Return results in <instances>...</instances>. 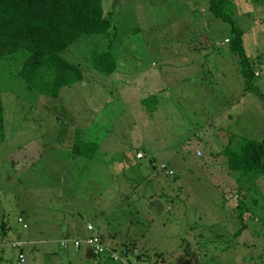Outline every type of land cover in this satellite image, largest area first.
Segmentation results:
<instances>
[{
    "label": "rangeland",
    "instance_id": "374dc122",
    "mask_svg": "<svg viewBox=\"0 0 264 264\" xmlns=\"http://www.w3.org/2000/svg\"><path fill=\"white\" fill-rule=\"evenodd\" d=\"M235 3L259 73L249 89L226 41L230 24L208 9V0H102L117 30L118 64L109 75L97 70L93 55L108 37L82 35L61 55L80 65L83 78L59 96L26 84L17 74L21 55L0 58V225L12 224L11 235L24 238L19 215L35 226L32 209L53 207L58 194L71 201L91 192L101 196L117 236L142 249L137 264H264V177L241 187L221 153L232 138H264V2ZM146 95L157 96L154 110L142 102ZM89 141L97 143L89 160L96 184L86 175L61 183L56 160L68 165L71 145ZM47 213L41 237L57 235ZM50 245L29 251L25 244L23 264H64ZM9 255L16 263L18 250Z\"/></svg>",
    "mask_w": 264,
    "mask_h": 264
},
{
    "label": "trees",
    "instance_id": "16d2710c",
    "mask_svg": "<svg viewBox=\"0 0 264 264\" xmlns=\"http://www.w3.org/2000/svg\"><path fill=\"white\" fill-rule=\"evenodd\" d=\"M208 4L215 16L230 24V47L239 55V67L247 80L246 88H253L255 61L245 49L244 29L236 18L237 3L235 0H208ZM114 32L117 30L110 17L105 15L102 0H0V58L21 55L23 63L17 74L43 95L59 96L64 86L83 78L80 65L63 57L61 52L84 34L100 33L108 37L105 49L94 53L92 65L105 75L114 72L118 43ZM259 94L264 99V93ZM142 101L147 108L154 110L157 107V96L148 95ZM4 129L5 106L0 87V138L5 136ZM86 144L93 146L96 142ZM79 145L76 143V153L82 149ZM221 153L227 157L229 169L236 172L241 187L244 186L243 180L255 187L257 180L264 177V138L245 136L236 141L232 138ZM245 226L242 221L234 234L238 235ZM4 227L2 222V232ZM134 249L135 246L126 244L118 251L131 254ZM140 254L137 256L139 260Z\"/></svg>",
    "mask_w": 264,
    "mask_h": 264
},
{
    "label": "crops",
    "instance_id": "0c3cea01",
    "mask_svg": "<svg viewBox=\"0 0 264 264\" xmlns=\"http://www.w3.org/2000/svg\"><path fill=\"white\" fill-rule=\"evenodd\" d=\"M227 39L228 38H226V41H228ZM144 97H142L141 100H143ZM96 149H97V143L96 145L93 146L85 145L84 147H82L80 152L76 153L75 152L76 148L74 146L72 147L71 145V149H70L71 157H69L70 159L67 161L68 165L62 164L61 162H58L56 160L57 166L60 167L59 171L62 170L61 173L62 177L60 179V182L64 183L69 181L67 179L69 176H72V182H77L80 177L86 175V177L90 176L89 178H91V181L94 182V184H96L94 178L96 174L95 172L90 171V169L93 168L94 165L92 164L91 161H89L90 159L93 158ZM138 154L140 153L136 154L138 158H141L143 156L142 153L140 156H138ZM37 157L39 158L41 156L38 155ZM149 159L153 165H156L155 164L156 160L154 159V157H151ZM163 166H165V164H163ZM42 168L43 170H46L47 166L44 165ZM61 186L59 187L60 189ZM159 195L160 194H157L156 196ZM57 196L59 197V199L56 200V204L53 207L44 208V209L37 207L31 210L33 211L32 219L35 222V226L32 225L29 227V224L25 219L26 216L19 215L22 216L24 222L27 224L26 228H24L21 225L22 229L28 230L24 238L21 236V234H18L17 236L13 237L11 235L12 224L7 225L4 221H2L5 224L4 227L5 229L3 232L4 238L6 237L5 241L13 240L16 239V237H19L22 240V242H26L27 245H31L29 247V251H31L33 247L34 246L36 247L38 244H51L49 248L55 254V256H58L57 253L58 251H61L63 253L62 262L64 264H119L113 262L108 255H103L99 257L96 256L95 254H93L91 248L88 245H82L79 249H76L74 247L64 249L60 245V241L63 238L66 237L83 238L91 233H97L103 239L106 246L109 248H114L116 250H119L118 248L122 249L126 244H130L131 246L132 245L135 246V248L138 249L140 253L142 252L141 251L142 249L138 246V244L134 240L123 241V239H120L117 236L115 229L112 228L110 225L109 222L110 216L105 212L104 209H102L100 203L102 201L101 196L97 198L94 193L90 192L86 198H83V196L78 194L74 199L72 200L70 199L71 201H66L68 200V198L67 196H65V194L64 195L58 194ZM154 202L155 201H153V203ZM153 205L158 207V209L164 207V205H160V203L158 202ZM40 211L43 212L42 215L39 214ZM46 212H48L47 216H50L52 220L51 222H48L50 226L49 229L52 232H56L57 235L52 234L51 236L45 235L44 237H41V234H37L39 236L37 237L36 235V233H38L37 231H39L40 229H44V227H46L45 226L46 222L42 221V218L45 216ZM95 218H99V219L97 220V222L93 223L92 221H94ZM99 220L102 221V224L99 223ZM87 223H91L93 225V228L89 229L87 227ZM19 238H17L16 240H20ZM107 240H109V242H107ZM119 242H122L123 244L121 247H118ZM9 246L10 245L8 244L0 248V264H16V263L19 264L21 262L19 259V252L22 250V252L25 254V257L28 254V252L26 254L25 251L26 249L24 247L23 249H17L18 258H16V263H15L12 261L9 255V251L11 250L13 252L14 249L16 248L11 249L12 246L11 247ZM59 261H60V257L58 258V262Z\"/></svg>",
    "mask_w": 264,
    "mask_h": 264
},
{
    "label": "built area",
    "instance_id": "2783aa9c",
    "mask_svg": "<svg viewBox=\"0 0 264 264\" xmlns=\"http://www.w3.org/2000/svg\"><path fill=\"white\" fill-rule=\"evenodd\" d=\"M255 75L257 76L258 73L255 72ZM140 155L141 153L138 154V156ZM166 172L169 174H173L174 170L167 169ZM17 220L21 222L24 228L27 227V224L24 222L22 216L17 217ZM87 227L89 229H92L93 225L91 223H87ZM5 244H9L10 246L16 249H23V247L27 243L22 242V240H16V239L5 241L4 234L0 230V248H2ZM60 245L64 249L70 248V247L79 249L82 245H88L91 248V251L93 252V254L98 255V256L108 255L111 260L119 264H137L139 262V258L137 256L140 252L138 249L135 248L131 254H128L124 250L118 251L116 249L109 248L106 246L103 239L97 233H91L88 236H85L83 238L66 237L60 241ZM19 259L21 263L25 262L26 260L25 254L22 252V250L19 252Z\"/></svg>",
    "mask_w": 264,
    "mask_h": 264
}]
</instances>
